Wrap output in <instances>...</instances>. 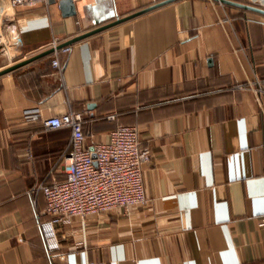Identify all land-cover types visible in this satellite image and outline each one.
<instances>
[{
	"label": "crops",
	"instance_id": "0c3cea01",
	"mask_svg": "<svg viewBox=\"0 0 264 264\" xmlns=\"http://www.w3.org/2000/svg\"><path fill=\"white\" fill-rule=\"evenodd\" d=\"M157 2L78 0L64 17L58 2L0 0V39L16 20L12 66ZM70 46L61 69L53 52L0 76V264L264 263V15L177 0ZM71 111L87 148L137 127L148 204L91 215L86 248L75 219L51 250L32 189L66 178L71 132L42 119Z\"/></svg>",
	"mask_w": 264,
	"mask_h": 264
},
{
	"label": "built area",
	"instance_id": "2783aa9c",
	"mask_svg": "<svg viewBox=\"0 0 264 264\" xmlns=\"http://www.w3.org/2000/svg\"><path fill=\"white\" fill-rule=\"evenodd\" d=\"M35 2L11 0V5L18 8ZM261 3L264 4V0ZM6 31L5 39H0V71L13 64V50L22 42V31L16 20L6 24ZM59 45V41L55 40L52 46L56 55L52 65L57 69L63 67L59 53L71 50L70 45L58 49ZM24 115L39 116L40 110L38 107L28 108L24 110ZM42 125L46 130L67 128L71 132L66 178L32 189L42 191L46 198L49 219L41 223V227L51 250L58 248L57 234L72 225L75 219L79 220L82 228L79 245L86 248V225L91 215L119 209L129 211L132 207H145L148 204L144 168L152 159V151L141 146L137 127L119 125L110 132L108 141H94L92 148H87L83 113L71 111L43 118ZM86 264L106 263L87 259Z\"/></svg>",
	"mask_w": 264,
	"mask_h": 264
},
{
	"label": "water",
	"instance_id": "95a60500",
	"mask_svg": "<svg viewBox=\"0 0 264 264\" xmlns=\"http://www.w3.org/2000/svg\"><path fill=\"white\" fill-rule=\"evenodd\" d=\"M177 0H163V1H160V2H157L149 7H146L144 9H141L139 11H136L128 16H125V17H120V18H117L116 20L112 21L111 23H107L105 25H101L91 31H88L86 33H83L82 35H79L61 45L58 46V49L62 48V47H65V46H69V45H72L74 44L75 42L77 41H80V40H83L93 34H96L98 32H101L105 29H108L114 25H117L121 22H124L126 20H129V19H132V18H135L137 16H140L142 14H145V13H148L152 10H155L157 8H160L162 6H165L169 3H172V2H175ZM214 1H218L220 3H223V4H226V5H232V6H235V7H239V8H243V9H247V10H251V11H255V12H259L261 14L264 15V8L263 7H260V6H257V5H253V4H248V3H243V2H238V1H233V0H214ZM50 3H55L56 1L55 0H49ZM59 6H60V9L62 11V14L64 17H69V16H75L77 15V4L75 1L73 0H60L59 2ZM55 51L54 48L48 50V51H45L37 56H34L32 58H29L25 61H22V62H19L15 65H12L6 69H3L2 71H0V76L4 75V74H7L37 58H40V57H43V56H46L48 54H51Z\"/></svg>",
	"mask_w": 264,
	"mask_h": 264
},
{
	"label": "trees",
	"instance_id": "16d2710c",
	"mask_svg": "<svg viewBox=\"0 0 264 264\" xmlns=\"http://www.w3.org/2000/svg\"><path fill=\"white\" fill-rule=\"evenodd\" d=\"M160 1H163V0H159V2ZM233 1H238V2H241L240 0H233ZM229 6H231L232 7V5H229ZM48 219H49V216H48Z\"/></svg>",
	"mask_w": 264,
	"mask_h": 264
}]
</instances>
